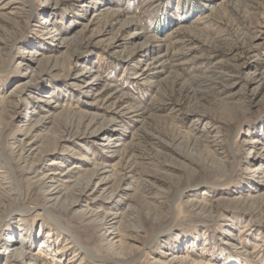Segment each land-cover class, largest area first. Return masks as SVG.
<instances>
[{
  "label": "rangeland",
  "instance_id": "374dc122",
  "mask_svg": "<svg viewBox=\"0 0 264 264\" xmlns=\"http://www.w3.org/2000/svg\"><path fill=\"white\" fill-rule=\"evenodd\" d=\"M0 153V264H264V0H0Z\"/></svg>",
  "mask_w": 264,
  "mask_h": 264
},
{
  "label": "bare ground",
  "instance_id": "6f19581e",
  "mask_svg": "<svg viewBox=\"0 0 264 264\" xmlns=\"http://www.w3.org/2000/svg\"><path fill=\"white\" fill-rule=\"evenodd\" d=\"M48 1V0H47ZM30 55V54H29ZM28 69H30V71H31V73H30V76L29 77H31V76H34V71H33V68H31V66L28 64ZM31 80H27L25 83H23V84H21V85H19L18 87H16V89L15 90H13V91H11V93H9L10 94V96L12 95H16V97L14 98V99H16L17 98V101L19 100V99H21V98H23L25 95H26V93H28V91H29V82H30ZM9 96V97H10ZM15 102H16V100H15ZM17 104V103H16ZM30 122V118L29 119H27L26 121H23V123H29ZM32 129V128H31ZM87 131V130H86ZM109 140H111V138H112V136H110L109 135ZM58 140V139H57ZM58 142V141H57ZM24 144V143H23ZM17 147H18V145H17ZM16 147V148H17ZM13 149V148H12ZM25 147L23 146V145H20L18 148H17V151H14V152H16L18 155V157H21V158H23L22 157V154H25ZM32 149V148H31ZM14 150V149H13ZM30 151V150H29ZM41 152V151H40ZM39 152V153H40ZM42 152H43V150H42ZM51 152V151H50ZM12 155V154H11ZM16 155V154H15ZM38 155V154H37ZM48 156V152L46 151V152H44L43 154H42V156H41V158H46ZM0 157H2L3 159H4V156H2V154L0 153ZM38 157H39V155H38ZM17 158V157H16ZM52 161H54V160H52ZM62 162H60V164H61ZM100 166H96V170H95V172H94V175L92 176V177H89V180L86 178V182L85 183H82L79 187H78V189H79V197H78V200H76V201H74L70 206H69V209L72 211V210H74V209H79V205H80V203H78L79 202V199L80 198H84V199H86V200H88L89 198H93V196H95V194L96 193H99L98 195H96L95 197H98V196H102L105 200H108V201H110L111 200V198H112V194H111V192L110 191H108V188H103V187H101L100 185H99V181H96V177L97 176H99L100 174L102 175V173H100V171H101V169L99 168ZM62 168V167H61ZM35 170H36V168L34 169L33 167L31 168V172H30V174L31 175H33V174H35L36 172H35ZM58 170H60L59 168H58ZM56 170H49L41 179H40V185H39V187H40V189H43V190H45L46 192H48V198H47V202L48 201H50V200H52L51 199V197L53 196L54 197V194H52L50 191H55L56 189H57V183H59V182H61V183H63V182H65V181H67V179H69L68 177V173H66L65 174V170L64 169H62V170H60V172H59V174H55L54 172H55ZM99 171V172H98ZM61 174L63 175L64 174V176L62 177V181H59L58 180V178H60L61 177ZM30 175V176H31ZM58 175V176H57ZM100 175V176H101ZM102 182V181H101ZM77 185V184H76ZM62 186V185H61ZM60 191V190H59ZM59 191H57V192H59ZM50 192V193H49ZM108 192V193H107ZM94 197V198H95ZM77 198V197H76ZM93 198V199H94ZM83 199V200H84ZM87 203V202H86ZM47 204V203H46ZM82 206V205H81ZM83 207V206H82ZM85 207V206H84ZM90 207H92V206H90ZM94 207V206H93ZM96 208V207H95ZM111 214V213H110ZM83 218L84 219H87V220H92V219H94V220H97L99 217H100V215H98L97 214V212H95V210H93V209H90L89 210V206H87V204H86V207H85V209L83 210ZM107 216V215H106ZM109 216H111L112 218H111V222H112V220H116L118 217H117V214L116 213H113L112 215H109ZM108 218V217H107ZM1 223V222H0ZM100 224H99V228H104L106 225H108L109 226V228L110 229H113L114 228V226L113 225H111V223L110 222H108L107 220H106V218L104 217L103 219H102V221L101 222H99ZM115 234V233H114ZM118 235V234H117ZM114 236L113 235H111L110 236V239L111 240H114ZM109 239V240H110ZM76 243H77V241L75 240V239H73ZM104 240H107L106 238H104ZM113 242V241H112ZM1 243H2V250H3V255H2V257H4L5 259H7L8 261L9 260H12V262H13V260H17V259H21V257L19 256V252L14 248V246H13V244L11 243V241L10 240H4V241H1ZM111 243V242H110ZM114 244V243H113ZM108 245H110V244H108ZM111 245H112V243H111ZM118 245L121 247V243L120 242H118ZM113 246V245H112ZM108 248H109V246H108ZM83 251H86L85 249H83V248H81ZM21 254V253H20ZM23 254V253H22ZM24 256V255H23ZM30 257V256H29ZM23 258V257H22ZM29 261V260H28ZM32 263H34L35 264V260H33V261H31ZM31 263V264H32ZM166 263V262H165ZM170 263V262H169ZM168 263V264H169ZM29 264V263H28Z\"/></svg>",
  "mask_w": 264,
  "mask_h": 264
}]
</instances>
